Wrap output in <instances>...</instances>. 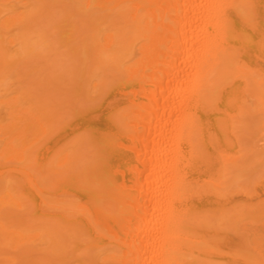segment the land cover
Wrapping results in <instances>:
<instances>
[{
    "label": "bare ground",
    "instance_id": "bare-ground-1",
    "mask_svg": "<svg viewBox=\"0 0 264 264\" xmlns=\"http://www.w3.org/2000/svg\"><path fill=\"white\" fill-rule=\"evenodd\" d=\"M25 3L0 0V34L20 29L0 41V93L49 68L0 95V212L24 214L0 213V257L17 253L0 264H264V0H71L37 30ZM40 77L62 87L38 106Z\"/></svg>",
    "mask_w": 264,
    "mask_h": 264
},
{
    "label": "rangeland",
    "instance_id": "rangeland-1",
    "mask_svg": "<svg viewBox=\"0 0 264 264\" xmlns=\"http://www.w3.org/2000/svg\"><path fill=\"white\" fill-rule=\"evenodd\" d=\"M20 1H22L23 2V4L26 2L25 0H20ZM39 1V3H40V1H41V5H42V7H41V10H40V12L38 13L37 12V8H38V6L39 5H37V2ZM40 5V6H41ZM63 5H66V6H70L71 5V0H32V3H25V8H27V10H26V12L23 10H21V11H19L18 13L19 14H21V13H23L24 14V12H25V18H26V21H27V26H28V28H34V29H41V27L44 25V26H46V25H49L48 23L45 25V22H43V23H41L42 22V20H43V18H45L44 16H46L45 14H46V12L44 11V10H46L47 8H49V7H51V6H55V7H60V6H63ZM6 9H8L9 11H11V10H15L16 8L14 7H10V6H8ZM49 10V9H48ZM55 10H57V9H54V11ZM58 12V11H57ZM57 12H56V14H57ZM38 13V14H37ZM34 14H37L36 15V17H35V19H31L33 16H34ZM46 19V18H45ZM44 19V20H45ZM52 19V18H51ZM46 21V20H45ZM47 22V21H46ZM53 24H56V23H54V22H52V25ZM61 25L63 26L64 25V23L62 22L61 23ZM262 26H264V23H262ZM11 29V28H10ZM43 29H45V28H43ZM45 31H48V27H47V30L45 29ZM20 32V29L18 28H12V32L10 33V35H4V34H0V41H3L5 38H7V37H9V36H16V35H18V33ZM43 32H44V30H43ZM42 32V33H43ZM45 34V33H44ZM47 34H50V31L49 32H47ZM47 34H45V35H47ZM51 35V34H50ZM50 35H47L49 38H47L46 36H44L45 37V41H49L51 38H53V36H50ZM254 39V38H253ZM258 39V38H257ZM257 39H254V40H257ZM50 41H52V39L50 40ZM49 41V42H50ZM50 44V43H49ZM48 45V44H47ZM246 57H243V60H244V62H247L246 61V59H245ZM38 60H40V59H36V61L34 60V62L33 63H35V64H37V66L38 67H34L35 65H32V63L30 64L31 65V67L29 68V69H27V70H23V69H25V67H27V64L25 65V66H23V67H21V66H19V67H21L20 69H19V67H18V69H16L15 67H14V69H13V71H15V69L17 70V72L16 73H14V72H12V73H9L10 74V76L7 74V77H9V79H10V81H11V86L13 85V83H14V86H12V87H9L10 89H9V91L7 92V94H9L10 92H12L11 94H9V96L11 95L12 96V98L14 99V98H17V97H19V96H21V94H17V93H15L14 92V89H17L16 90V92H18V91H20L19 89H21V88H18V87H20V85H19V83L21 84V86H23V87H28V84L30 83H28V81L30 80H32V79H34V78H30V77H28V76H26L30 71V74H32L33 72L34 73H40L44 68H45V70L47 69V68H49L48 66H47V64H49V63H45V66H44V68H43V63L42 64H40V62L42 61H40L39 63H38ZM248 60V59H247ZM262 62H264V61H262ZM248 63L250 64V66L252 67V68H254V63H253V61H248ZM38 64H40V65H38ZM260 65H261V67L262 68H264V66H262V63H259ZM246 65H248V64H246ZM259 65V66H260ZM42 66V67H41ZM249 66V65H248ZM47 67V68H46ZM32 69V70H31ZM33 71V72H32ZM39 71V72H38ZM10 72V71H9ZM26 73V74H25ZM33 73V74H34ZM21 74H22V76H21ZM24 76H26V77H24ZM26 78V79H28V80H24V79ZM41 79H36L35 81L36 82H38V80L40 81V82H38L37 83V86L35 85L34 87H35V89H37L38 90V94H37V104H38V106H40V104L42 103H45L46 104V102H48L47 104H49L50 103V100L49 99H47V100H45L46 98H48V97H45L46 95L48 96V95H52V96H55V95H57L58 93H61V88H59L60 87V85H61V81H59V80H52V81H46L45 79H43L42 80V78L43 77H40ZM17 79H18V81H17ZM34 81V80H33ZM17 82H19V83H17ZM48 82V83H47ZM51 82V83H50ZM56 82V83H55ZM58 82V83H57ZM53 84H55L54 86H53ZM9 85H10V83H9ZM61 87H62V85H61ZM22 89H24V88H22ZM13 90V91H12ZM18 93H20V92H18ZM7 94L6 93H0V95H5L4 96V99H10L9 98V96H7ZM14 94H16V95H14ZM8 97V98H7ZM39 97H42V98H45V99H42V100H38V99H41V98H39ZM21 98V97H20ZM1 100H3V99H1ZM44 101V102H43ZM21 105L23 104L22 102H19ZM20 105V106H21ZM25 105V104H24ZM29 106H30V104H29ZM21 107H23V108H25V107H28V106H21ZM50 107V106H49ZM1 109H3V108H1ZM18 109V108H17ZM21 108L19 107V110H20ZM74 109V108H73ZM46 111L48 110L49 111V109L48 108H46L45 109ZM5 113V111L3 110V111H0V124L2 123H4V125L6 124V123H8L7 122V120L9 119L8 118V116H6V114H8L7 112H6V114H4ZM17 113V112H16ZM73 113H76V110L74 109L73 110ZM3 116H5V117H3ZM47 118V117H46ZM75 118V117H74ZM6 119V120H5ZM45 119V118H44ZM44 119H42V124L45 126V125H48V121H45L44 122ZM48 119V118H47ZM3 120H5V122L3 121ZM72 121L71 122H69V120H67L68 122H66V123H70V124H73V121L75 120V119H71ZM65 123V124H66ZM1 124V126H4V125H2ZM64 124V125H65ZM67 125V124H66ZM80 127V126H79ZM79 127H78V130H79ZM66 129H67V127H66ZM70 129H73V128H70ZM81 129H83V128H81ZM67 132H69L70 130H66ZM80 131H78V133H79ZM82 132H83V130H82ZM70 133V132H69ZM77 133V132H76ZM79 134H81V133H79ZM79 134H77V135H79ZM77 135H75V134H73L72 136L73 137H75V136H77ZM54 134L52 135V134H48L47 136H46V138H44L39 144H37V145H39V146H36L35 147V150H34V152L37 154L36 156H38V159H39V161H38V159H37V161H38V163H42V161H45V162H47V161H49L50 159H52L53 158V147L54 146H52V145H54L53 143V141H54ZM70 138H71V136H70ZM261 144V143H260ZM259 144V145H260ZM1 147H3V145L1 144V146H0V148ZM38 147V148H37ZM2 149V148H1ZM0 149V150H1ZM37 150V151H36ZM41 157V158H40ZM37 158V157H36ZM41 161V162H40ZM44 163V162H43ZM1 166H4V165H6V164H3L2 162H1V164H0ZM7 165H9L8 167L7 166H5V168L6 169H8V168H11V166H10V164H7ZM2 168H4V167H1L0 169H2ZM12 175H10V174H8V177L12 180V184H11V186H10V188H9V194L11 195V197L12 198H17L18 199V197L23 201V202H31L32 204H33V206H34V208H33V217L34 218H36V219H40V218H43V212L41 211V210H38L37 208V206L39 205V199L34 195V193H32L31 192V190H29L28 189V186L26 185V183H25V180L20 176V175H15L14 173H11ZM260 184V185H259ZM259 184H257V185H254V187L256 186V189H255V191H256V194L261 198V199H264V179H262V181L259 183ZM253 186V185H252ZM253 187H251V189H252ZM73 193V192H72ZM20 201V200H19ZM1 213V215L2 216H6V215H9V216H14L15 218H17L18 219V217H20V216H23L24 214L23 213H21V212H15V211H10V209H6V210H4V211H1L0 212ZM48 218V217H47ZM10 220L8 219L6 222H9ZM256 229H257V227H256ZM257 230H260L259 228L257 229ZM259 233H261L262 234V232H259ZM42 246L41 245H37L35 248H41ZM16 248L15 247H11V248H9V251H7L6 252V254H2L1 255V257L0 258H6V259H10V258H15L16 256H17V253L15 252L16 250H15ZM2 256H4V257H2ZM34 259V258H33ZM17 261H11L9 264H15Z\"/></svg>",
    "mask_w": 264,
    "mask_h": 264
}]
</instances>
